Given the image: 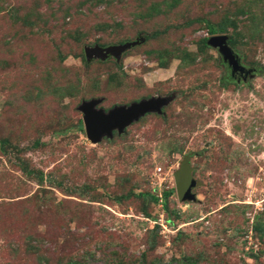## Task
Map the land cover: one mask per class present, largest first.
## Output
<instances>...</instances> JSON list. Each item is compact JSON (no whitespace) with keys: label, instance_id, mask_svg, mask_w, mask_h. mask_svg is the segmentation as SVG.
Returning a JSON list of instances; mask_svg holds the SVG:
<instances>
[{"label":"rangeland","instance_id":"374dc122","mask_svg":"<svg viewBox=\"0 0 264 264\" xmlns=\"http://www.w3.org/2000/svg\"><path fill=\"white\" fill-rule=\"evenodd\" d=\"M150 97L87 138L83 101ZM0 264H264V0H0Z\"/></svg>","mask_w":264,"mask_h":264},{"label":"water","instance_id":"95a60500","mask_svg":"<svg viewBox=\"0 0 264 264\" xmlns=\"http://www.w3.org/2000/svg\"><path fill=\"white\" fill-rule=\"evenodd\" d=\"M226 34H211L206 38L208 45L217 48L222 58L231 67L233 73L236 71L245 72L247 70L240 64L237 54L227 43ZM135 42H124L122 44H112L105 47L99 45L84 46V55L87 60L91 58L104 59L109 54L119 58L121 53L133 45ZM167 97H150L140 101L132 102L128 105L115 106L107 111L98 108L100 99H90L83 101L78 109L82 112V121L86 136L92 142L99 141L102 136H111L112 131L117 129L122 132L126 125L137 120L147 112H160L161 107L168 103ZM178 197L180 199L194 200L195 195L191 189L196 182L190 175V170L185 168L184 174L176 180Z\"/></svg>","mask_w":264,"mask_h":264},{"label":"trees","instance_id":"16d2710c","mask_svg":"<svg viewBox=\"0 0 264 264\" xmlns=\"http://www.w3.org/2000/svg\"><path fill=\"white\" fill-rule=\"evenodd\" d=\"M224 30H225V27L224 26H218V27H216V26H213V25H210V24L208 26V32L210 34H214V33H217L219 31L222 32ZM38 144H39V141H36L35 142V145H38ZM170 194H171V190L164 192V194L161 197L167 198V196H169ZM152 199L156 201V200H158V197L157 196H152Z\"/></svg>","mask_w":264,"mask_h":264},{"label":"flooded vegetation","instance_id":"af4514ba","mask_svg":"<svg viewBox=\"0 0 264 264\" xmlns=\"http://www.w3.org/2000/svg\"><path fill=\"white\" fill-rule=\"evenodd\" d=\"M243 72H240V71H236L234 74H242Z\"/></svg>","mask_w":264,"mask_h":264},{"label":"built area","instance_id":"2783aa9c","mask_svg":"<svg viewBox=\"0 0 264 264\" xmlns=\"http://www.w3.org/2000/svg\"><path fill=\"white\" fill-rule=\"evenodd\" d=\"M162 199H159V201H161Z\"/></svg>","mask_w":264,"mask_h":264}]
</instances>
